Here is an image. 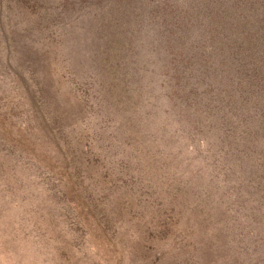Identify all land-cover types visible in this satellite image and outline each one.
<instances>
[{"label":"rangeland","instance_id":"1","mask_svg":"<svg viewBox=\"0 0 264 264\" xmlns=\"http://www.w3.org/2000/svg\"><path fill=\"white\" fill-rule=\"evenodd\" d=\"M0 264H264V0H0Z\"/></svg>","mask_w":264,"mask_h":264}]
</instances>
